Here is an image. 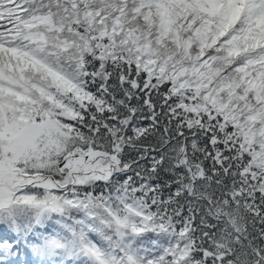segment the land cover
<instances>
[{
  "label": "snow or ice",
  "instance_id": "obj_1",
  "mask_svg": "<svg viewBox=\"0 0 264 264\" xmlns=\"http://www.w3.org/2000/svg\"><path fill=\"white\" fill-rule=\"evenodd\" d=\"M0 264H264V0H0Z\"/></svg>",
  "mask_w": 264,
  "mask_h": 264
}]
</instances>
